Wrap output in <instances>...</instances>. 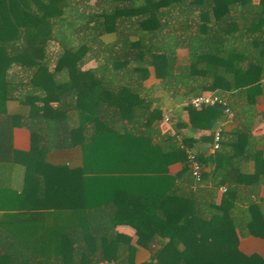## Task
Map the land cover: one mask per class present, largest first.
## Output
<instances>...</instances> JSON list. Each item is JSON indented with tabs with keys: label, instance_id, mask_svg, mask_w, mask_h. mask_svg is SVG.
Masks as SVG:
<instances>
[{
	"label": "trees",
	"instance_id": "16d2710c",
	"mask_svg": "<svg viewBox=\"0 0 264 264\" xmlns=\"http://www.w3.org/2000/svg\"><path fill=\"white\" fill-rule=\"evenodd\" d=\"M90 1L0 0V150L14 128L26 129L30 150L10 149L26 168L24 196L32 191L41 208L68 212L60 225L32 236L36 245L13 226L2 228L0 264H137L139 248L151 253L141 264H264L238 249L231 211L197 197L202 181L192 176L188 141L178 145L169 136V150L151 152L150 130L162 112L141 95L151 67L165 86L191 78L199 94L257 90L264 0ZM110 35L114 41L103 40ZM178 48L189 51V74L178 66ZM91 60L98 67L83 70ZM190 110L192 117H226L221 106ZM124 121L136 131L120 127ZM74 147L82 150V168L50 164V153ZM157 157L162 170L137 165ZM176 161L184 169L171 176ZM61 170L68 172L62 187ZM257 224L250 219L242 236L264 237V229L253 232Z\"/></svg>",
	"mask_w": 264,
	"mask_h": 264
},
{
	"label": "crops",
	"instance_id": "0c3cea01",
	"mask_svg": "<svg viewBox=\"0 0 264 264\" xmlns=\"http://www.w3.org/2000/svg\"><path fill=\"white\" fill-rule=\"evenodd\" d=\"M187 35H195V32L189 31ZM103 40L112 42L115 36H106ZM176 56L178 66L183 67L186 74H189L188 49L178 48ZM88 64L90 66L86 67ZM97 67L98 62L91 60L83 70ZM149 72L148 79L142 85L141 95L152 109L158 108L162 112L161 122H154L150 130L152 146L156 147L151 152L164 153L169 150V136L178 145H184L183 142L188 141L190 148L186 149V156L187 150L195 152L199 155L204 169L197 197L206 203V206L211 204L231 211V217L239 226L234 233L238 237L240 252L247 256L258 255L264 258V237L242 236L247 234L246 224L252 218L258 223L253 232L259 234L264 229L260 226L264 217V80L257 90L253 88L248 94L228 91L229 86L213 92H202L201 94L221 93L230 99L229 104L233 107L235 117L227 120L222 116L213 121L211 115L191 116L189 101L192 97L201 95L199 90L193 89L191 78L182 79L178 85L172 83L171 86H165L161 79L156 77L153 67L149 68ZM176 74L179 73L176 71ZM200 80L197 79L199 83ZM19 105L16 103V108L20 107ZM165 117H169V122L165 121ZM125 123L126 121L121 122L120 127L136 131L137 128ZM219 128L223 130L222 141L219 150H214V133ZM140 130L146 129L143 126ZM11 147L20 152H28L31 148L30 133L23 128H14L6 148L0 150V233L2 228L13 226L16 235L22 240H30L29 244L34 242L36 245L34 240L38 234H46L54 224L60 225L67 218V208H60L58 211L43 209L42 202L32 191L28 192L27 197L24 196L27 188L26 168L22 163L12 161L14 157H11ZM47 158L52 166L54 164L71 170L82 168L84 164L80 147L50 153ZM137 165L147 171L162 170L164 161L157 157L156 161L138 162ZM96 167L101 168L100 165H95V169ZM183 169L184 163L176 161L169 165L167 170L171 176H177ZM63 175L65 179H62ZM58 178H61L60 185L68 184L67 171L61 170ZM11 191L15 193L10 194ZM57 198L61 203L66 199L61 192ZM8 206L13 208L7 209ZM119 230L131 232L126 226L119 227ZM32 236H35V239ZM150 257L149 250L139 248L135 261L141 264L149 261Z\"/></svg>",
	"mask_w": 264,
	"mask_h": 264
},
{
	"label": "built area",
	"instance_id": "2783aa9c",
	"mask_svg": "<svg viewBox=\"0 0 264 264\" xmlns=\"http://www.w3.org/2000/svg\"><path fill=\"white\" fill-rule=\"evenodd\" d=\"M213 106H221L223 108V112L226 116V119L227 120L233 119L234 113L229 105L228 100L217 93L202 94L199 96L192 97L189 101V107L194 110H201L203 108L213 107ZM165 121L169 122V117H165ZM222 131L223 130L219 128L214 133V143H213L214 150H218L220 148V144L222 141ZM187 159L191 169L192 176L194 177L196 182H201L203 166L198 158V155L191 150H187ZM99 264H107V263L100 262Z\"/></svg>",
	"mask_w": 264,
	"mask_h": 264
},
{
	"label": "rangeland",
	"instance_id": "374dc122",
	"mask_svg": "<svg viewBox=\"0 0 264 264\" xmlns=\"http://www.w3.org/2000/svg\"><path fill=\"white\" fill-rule=\"evenodd\" d=\"M101 2H99V0H91L90 4L98 6V4H100ZM52 49L50 50L51 56L54 57L56 54V47H51ZM90 66V64H88L86 67ZM53 67V64H52Z\"/></svg>",
	"mask_w": 264,
	"mask_h": 264
}]
</instances>
